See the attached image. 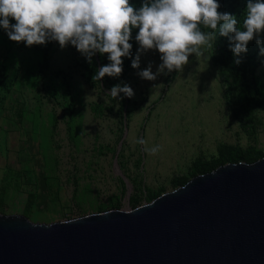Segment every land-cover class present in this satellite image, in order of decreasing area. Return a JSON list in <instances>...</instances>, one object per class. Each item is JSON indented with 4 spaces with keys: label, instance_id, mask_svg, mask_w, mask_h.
Here are the masks:
<instances>
[{
    "label": "rangeland",
    "instance_id": "rangeland-1",
    "mask_svg": "<svg viewBox=\"0 0 264 264\" xmlns=\"http://www.w3.org/2000/svg\"><path fill=\"white\" fill-rule=\"evenodd\" d=\"M245 8L220 0L218 11L242 22ZM229 43L218 34L203 56L155 80L140 77L132 57L119 75L94 80L107 54L89 62L71 44L28 46L0 27V216L48 224L134 208L219 164L264 158V55L254 37L236 63ZM150 61L156 71L158 50L142 53L139 67ZM116 83L135 95L113 97ZM139 137L162 148L145 151Z\"/></svg>",
    "mask_w": 264,
    "mask_h": 264
},
{
    "label": "water",
    "instance_id": "water-1",
    "mask_svg": "<svg viewBox=\"0 0 264 264\" xmlns=\"http://www.w3.org/2000/svg\"><path fill=\"white\" fill-rule=\"evenodd\" d=\"M0 264H264V158L134 208L48 224L0 216Z\"/></svg>",
    "mask_w": 264,
    "mask_h": 264
},
{
    "label": "clouds",
    "instance_id": "clouds-1",
    "mask_svg": "<svg viewBox=\"0 0 264 264\" xmlns=\"http://www.w3.org/2000/svg\"><path fill=\"white\" fill-rule=\"evenodd\" d=\"M219 7L220 0H141L139 6L130 0H0V27L28 46L52 40L61 48L71 44L89 62L96 53L107 54L109 62L99 66L94 80L119 75L124 57H132L140 77L155 80L160 73L182 70L190 54L203 56L218 34L228 37L236 63L254 37L264 55V0H246L242 22ZM133 29H138L134 37ZM133 39L138 44L135 55ZM150 49L160 53L156 71L151 61L139 67L141 54ZM108 93L123 99L121 93L132 97L135 90L129 83H116ZM137 143L151 153L162 148L148 147L144 137Z\"/></svg>",
    "mask_w": 264,
    "mask_h": 264
},
{
    "label": "trees",
    "instance_id": "trees-1",
    "mask_svg": "<svg viewBox=\"0 0 264 264\" xmlns=\"http://www.w3.org/2000/svg\"><path fill=\"white\" fill-rule=\"evenodd\" d=\"M222 50H223V54H222L223 62H222V64L229 71L230 75L232 76L231 79L233 81L236 74H235V71L233 68L234 65H232V62L230 61L231 60V54L229 52V49L226 46H223ZM256 160H258V159H256ZM256 160H254V161H256ZM254 161H252V162H254ZM220 165L221 164H219L218 166H220ZM187 181H182L180 186L184 185Z\"/></svg>",
    "mask_w": 264,
    "mask_h": 264
}]
</instances>
